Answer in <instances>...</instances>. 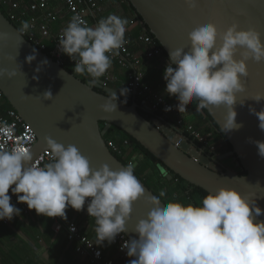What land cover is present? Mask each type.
Instances as JSON below:
<instances>
[{"label":"clouds","instance_id":"clouds-1","mask_svg":"<svg viewBox=\"0 0 264 264\" xmlns=\"http://www.w3.org/2000/svg\"><path fill=\"white\" fill-rule=\"evenodd\" d=\"M189 10L196 0H184ZM128 21L116 14L101 18L95 27L87 26L80 15L71 17L59 39V51L74 61L76 74H87L88 87L99 83V78L111 67V56L127 43L125 32ZM233 23L219 32L213 23H205L188 33L190 50L176 48L169 51L168 63L163 73L166 93L176 97L179 113L187 111L189 103L196 102V111L210 106H225L227 116L224 131L238 129L236 122L237 93L245 90L241 77L248 76L247 61H264V43L255 28L238 30ZM29 28L23 22L22 31ZM239 54V59H237ZM7 60L16 58L7 56ZM36 50L26 57L31 64ZM42 61L35 69L38 73L47 65ZM16 70L0 68V78L9 79ZM36 77H34L35 79ZM127 90L121 89V95ZM45 100L52 94L46 91ZM115 92L101 105V110H116ZM256 102L264 100L257 93ZM170 111L171 107L165 109ZM259 120L264 131V108L249 109ZM52 149L49 163L37 165L31 152L20 150L0 151V220H12L20 209L10 203L11 193L17 201L25 203L37 215L66 219V208L84 209L95 222V244L109 245L118 234L127 231L132 205L145 196V189L134 175L136 165L129 162L113 171L107 164L99 169L90 167L89 160L74 145L67 147L46 137ZM264 158V141L251 140ZM135 159V158H133ZM159 196L145 197L151 205L147 217L140 219L133 232L138 239L125 241L121 250L134 257L129 264H264V221L254 222L264 215V210L234 188L219 187L202 198V206L184 205L180 202H161ZM90 198V200H89ZM99 255V253H97Z\"/></svg>","mask_w":264,"mask_h":264},{"label":"water","instance_id":"water-1","mask_svg":"<svg viewBox=\"0 0 264 264\" xmlns=\"http://www.w3.org/2000/svg\"><path fill=\"white\" fill-rule=\"evenodd\" d=\"M125 1L167 58L169 51L176 48L189 51L188 33L209 22L215 24L219 32L233 23L238 24V30L255 28L261 33L264 43V0H196L193 10L188 9L184 0ZM20 29L0 11V68L17 72L11 79L0 78V94L35 134L36 144L31 152L33 159L43 150L52 152L45 139L49 137L65 147L70 144L76 146L94 169L107 164L110 170H120L125 166L109 151L104 139L106 133L116 127L160 162L157 169L168 180L172 179V173L207 194L219 187L234 188L256 201L257 206L264 210V158L258 155L255 144L249 142L250 138L264 141V131L258 127L259 120L249 111L250 107L256 111L264 108V100H253L257 93H264V61L258 63L250 59L246 62L248 76L241 77L245 90L237 93L235 105L236 122L242 127L224 131L227 108L223 105L204 109L232 149L219 156L218 160L232 157L236 161L235 166L245 173L240 176L226 170L219 174L209 169L211 160L203 151L173 125L160 117L151 121L142 117L134 93L126 91L121 95L120 88L104 86L102 81L89 88V82L84 83L81 74L61 67L21 36ZM33 49L36 50V59L29 64L26 57L33 54ZM7 56L16 59L9 61ZM236 58H240L239 54ZM45 60L47 65L37 73L35 69ZM46 91L51 92V100L44 99ZM112 92L118 97L113 102L117 105L116 110L106 113L100 106ZM120 100H129L131 104L127 106ZM100 123H104L102 129ZM138 181L145 189V196L132 205L126 222L127 231L124 232L129 240L138 239L132 230L151 210L145 197L155 196ZM260 221H264V215L256 217L254 222Z\"/></svg>","mask_w":264,"mask_h":264},{"label":"built area","instance_id":"built-area-1","mask_svg":"<svg viewBox=\"0 0 264 264\" xmlns=\"http://www.w3.org/2000/svg\"><path fill=\"white\" fill-rule=\"evenodd\" d=\"M51 1L0 0V9L5 12L6 15L4 16L11 24L16 28H21L19 31L21 36L30 44L45 53L61 67L72 70L75 62L59 51L58 39L65 27L61 26L56 32H52L50 28V24L57 22L59 19L58 11L49 7ZM59 2L62 10L68 14L70 19L74 15H80L87 26H89V18H93L96 25L98 17L102 16L103 13L104 0H59ZM25 21L28 22L29 28L22 31L23 22ZM125 40L127 43L119 50V55L111 56V60L120 68L128 69L129 66H132L133 69L128 74L126 90L134 93L136 98L142 101V110L152 115L159 113L160 118L177 128L181 135L186 136L193 143H201V150H208L213 157L219 156L215 147L209 146L208 140H204L203 136L191 124L185 122L176 107L144 81L143 73L136 71L137 68L141 67L143 60L158 59L166 67L168 62L163 59L161 50L154 46L152 39L145 33H140L135 38L125 37ZM83 78L87 82L91 79L87 74H83ZM99 81H102L104 86L112 87L115 80L105 73L99 78ZM168 107H171L170 111L165 110ZM35 144L36 136L33 131L24 123L15 110L6 107L4 102L0 100V151L16 149L32 152ZM128 145L127 140H123L120 144L114 141L106 142L107 148L114 156H122V149ZM175 147H178V143L175 144ZM51 153L49 150H43L33 160L37 165L43 166L51 162ZM129 162L134 163L133 160ZM8 194H11V189ZM88 202L86 200L83 212L85 217L95 224L94 219L87 213ZM12 205L20 209V214L14 215L10 221L7 219L0 220V230L9 226L18 217L29 215L30 210L25 203L14 201ZM47 218L53 225L54 231L56 233L63 232L67 242L74 246L75 254L85 258L88 264H129V261L134 259V257L127 256L126 249L121 250L122 244L129 240L124 233L118 234L115 241L110 244L115 255L114 258L109 259L104 256L102 250L85 233L79 231L75 223L68 221L67 218Z\"/></svg>","mask_w":264,"mask_h":264},{"label":"crops","instance_id":"crops-1","mask_svg":"<svg viewBox=\"0 0 264 264\" xmlns=\"http://www.w3.org/2000/svg\"><path fill=\"white\" fill-rule=\"evenodd\" d=\"M49 7L57 10L59 16L57 22L50 24L51 31L56 32L61 26L66 27L70 18L62 10L59 0H52ZM102 10L98 21L113 13L127 19L125 37H133L139 31L134 15L122 0H104ZM88 21L90 27L96 26L93 18ZM163 67V62L158 59L145 61L142 73L144 81L169 101L170 96L165 91L166 81L159 74ZM131 71L130 66L128 69L120 68L112 61L106 73L115 80L113 88L127 89L128 74ZM10 196L11 204L17 201L16 195L11 193ZM66 218L75 223L79 231L85 233L95 244V224L85 217L83 210L76 211L68 207ZM95 245L102 250L105 257L114 258V249L106 241L103 245ZM0 264H88V261L75 254L74 246L67 242L65 234L56 233L46 216L37 215L32 209L29 215L18 217L0 230Z\"/></svg>","mask_w":264,"mask_h":264},{"label":"trees","instance_id":"trees-1","mask_svg":"<svg viewBox=\"0 0 264 264\" xmlns=\"http://www.w3.org/2000/svg\"><path fill=\"white\" fill-rule=\"evenodd\" d=\"M125 5H127L130 12L134 15L135 21L138 24L139 31L133 35V38L137 37L140 33H145L148 35L152 41L155 47L159 48L162 52V57L165 61L168 62V58L166 54L162 51L160 45L154 40L152 35L148 32L145 26H143L140 18L135 14L134 10L131 8V6L125 1L122 0ZM3 15H6L5 12L0 9ZM145 61H142V65L140 68H137L136 71H141L143 69ZM166 67L161 68L159 71L160 77H163V73ZM69 72H72L70 69H66ZM83 82H87L85 78H83ZM0 100L4 102V105L8 108H11L5 99L0 95ZM121 103L129 106L131 104V101L129 100H120ZM141 100L139 98H136V103L139 107V114L144 117L147 121H151V117H160L159 113L155 114H149L145 111H143L141 107ZM169 102H171L175 107L178 104V101L176 97L170 96ZM12 109V108H11ZM177 109V108H176ZM178 111V110H177ZM188 113H191L190 115ZM185 122L191 123L193 120H197L199 122H202L204 120L205 123H208L210 126V134L212 135L209 137L208 145L214 146L218 144V142L223 144L222 150L220 151V155H224L226 153L231 152V146L226 141L225 137L219 132L216 125L211 121L205 110L196 111V102L189 103L187 105V111L184 113H179ZM150 115V116H149ZM187 117V118H186ZM104 126V123H100L99 127L102 129ZM201 131L203 133H206L208 130L207 128H203ZM206 136V135H204ZM105 142L108 141H114L116 143H121L123 140H127L129 142V145L127 147H124L122 149V156H115L124 166L128 164L130 160H133L134 163H136V167L134 169V175L155 195L159 196L160 192L163 190L166 195L163 197H160L161 202L166 204L170 201H176L180 202L184 205L192 204L193 206H202V198L207 195L204 191H202L199 188H196L179 177L173 175L172 173V179L168 180L166 176L160 174L159 170L157 169L158 165H160V162L156 160L152 155H150L144 148H142L136 141H134L130 136H128L126 133L122 132L116 127H112L105 135L104 137ZM197 146H201V143L195 142ZM135 158V159H133ZM231 165H235L236 162H233L231 160H228ZM211 171L216 173H224L225 170L223 168H220L218 166L210 168ZM240 176L245 175L244 172L239 173ZM151 183H150V181Z\"/></svg>","mask_w":264,"mask_h":264},{"label":"flooded vegetation","instance_id":"flooded-vegetation-1","mask_svg":"<svg viewBox=\"0 0 264 264\" xmlns=\"http://www.w3.org/2000/svg\"><path fill=\"white\" fill-rule=\"evenodd\" d=\"M149 116H150V115H149ZM151 118H152V120H155L157 117L154 116V117H151ZM194 144H195V143H194ZM195 146H196L198 149H200V150L202 149L201 146H197L196 144H195ZM202 151H203L204 155H205L209 160H211V162H210V166H209V169L212 168V167L218 166V167H220V168H223L225 171H226V170H231V171L237 173L238 175H239V173L241 172V170H240L239 168H237L235 165H231V164L229 163L228 160L233 161V160H232V157H226V158H223V159H221V160H218V157H219V156H222V155H219V156H217V157H213V155L210 154V153L208 152V150H202ZM233 162H236V161H233Z\"/></svg>","mask_w":264,"mask_h":264},{"label":"rangeland","instance_id":"rangeland-1","mask_svg":"<svg viewBox=\"0 0 264 264\" xmlns=\"http://www.w3.org/2000/svg\"><path fill=\"white\" fill-rule=\"evenodd\" d=\"M119 67V66H118ZM119 79H121V78H119ZM189 115L191 114V113H188ZM183 118V117H182ZM187 118V117H186ZM206 122V121H205ZM204 122V120L202 121V122H199V121H197V120H193V122H191V123H189V124H191L192 126H193V128L197 131V132H199L202 136H203V138H204V140L205 139H208L209 137H211L212 135L209 133L210 132V126L208 125V123H205ZM187 123V122H186ZM207 128V132L206 133H203V131H201L203 128ZM204 135H206V136H204ZM213 147H215V149H216V152H217V154H221L220 153V151L222 150V147H223V144L222 143H220V142H218V144H216V145H214ZM135 165H136V163H134ZM150 181V180H149ZM150 183H151V181H150Z\"/></svg>","mask_w":264,"mask_h":264}]
</instances>
